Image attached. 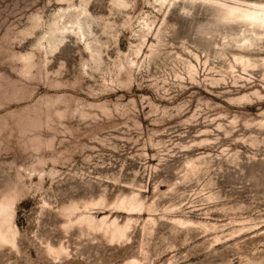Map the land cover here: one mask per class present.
Listing matches in <instances>:
<instances>
[{
    "label": "rangeland",
    "instance_id": "374dc122",
    "mask_svg": "<svg viewBox=\"0 0 264 264\" xmlns=\"http://www.w3.org/2000/svg\"><path fill=\"white\" fill-rule=\"evenodd\" d=\"M172 1L0 0V264H264V40Z\"/></svg>",
    "mask_w": 264,
    "mask_h": 264
},
{
    "label": "bare ground",
    "instance_id": "6f19581e",
    "mask_svg": "<svg viewBox=\"0 0 264 264\" xmlns=\"http://www.w3.org/2000/svg\"><path fill=\"white\" fill-rule=\"evenodd\" d=\"M168 0H159L161 4H164ZM180 0H173L172 2H177ZM189 3L195 4L197 2H205L211 5H216L222 9L223 20H226L229 23H236L243 27L242 34L240 35L241 40L236 41V46L238 49H248L254 46L256 43H259L264 40V0H183ZM87 11L82 10L76 17L74 22L69 21L62 24V26L56 25L52 30L53 34L60 33L61 35H66L73 30V26H77V30L81 38L86 37V28L88 32L91 31V26L85 25L84 20L81 19L83 15H86ZM64 15H61L60 18L64 19ZM71 24V27H68L67 24ZM147 28V27H146ZM49 46L53 49L57 47L59 39L57 37H51L47 40ZM145 43V42H144ZM62 44V43H61ZM87 45H89L87 43ZM90 46V45H89ZM88 46V47H89ZM89 49H91L89 47ZM95 54H99V51L95 49ZM238 61L246 64H249L251 61L246 57H239ZM236 62V60H235ZM133 196V195H132ZM2 204V203H1ZM0 204V212L3 213L7 220L11 218L13 214L11 210V204L3 203ZM120 204L127 211H137L139 208L143 207L142 202L137 199L136 195L133 197H125L120 201ZM83 218V217H82ZM81 218V219H82ZM80 219V220H81ZM104 221V220H103ZM92 223V219L88 221ZM105 223V221H104ZM11 224L13 222L11 221ZM108 223H105V225ZM182 224V223H181ZM103 228V227H102ZM104 229V228H103ZM130 229V221L124 226H121L117 220H113L110 224L107 225V231L111 235L122 238L126 236L128 230ZM105 230V229H104ZM16 236V231L14 225H9L3 232H0V240L3 242H13ZM14 243V242H13ZM54 252V251H53Z\"/></svg>",
    "mask_w": 264,
    "mask_h": 264
}]
</instances>
